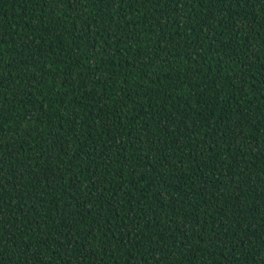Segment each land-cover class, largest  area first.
<instances>
[{
  "label": "trees",
  "instance_id": "1",
  "mask_svg": "<svg viewBox=\"0 0 264 264\" xmlns=\"http://www.w3.org/2000/svg\"><path fill=\"white\" fill-rule=\"evenodd\" d=\"M0 264H264V0H0Z\"/></svg>",
  "mask_w": 264,
  "mask_h": 264
}]
</instances>
